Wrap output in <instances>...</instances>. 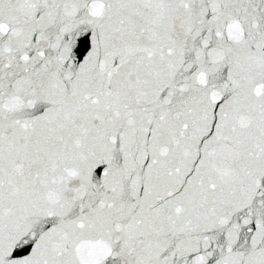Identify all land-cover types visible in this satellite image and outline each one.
<instances>
[{
    "label": "snow or ice",
    "instance_id": "1",
    "mask_svg": "<svg viewBox=\"0 0 264 264\" xmlns=\"http://www.w3.org/2000/svg\"><path fill=\"white\" fill-rule=\"evenodd\" d=\"M0 264H264V0H0Z\"/></svg>",
    "mask_w": 264,
    "mask_h": 264
}]
</instances>
